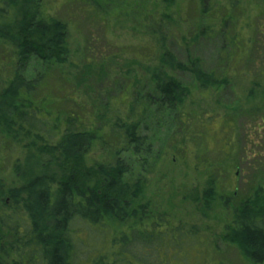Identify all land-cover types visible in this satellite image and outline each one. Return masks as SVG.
I'll list each match as a JSON object with an SVG mask.
<instances>
[{
	"label": "trees",
	"instance_id": "1",
	"mask_svg": "<svg viewBox=\"0 0 264 264\" xmlns=\"http://www.w3.org/2000/svg\"><path fill=\"white\" fill-rule=\"evenodd\" d=\"M78 1L105 33L110 1ZM176 1L163 0L165 9L169 12ZM42 3L0 0V65H8L7 77L0 78V264H171L168 253L172 252L188 261L196 253L195 264H210L199 250L204 245L199 232L175 225L167 213L153 218L150 205L144 203L146 175L153 169L147 161L153 148L144 126L153 117L158 126L178 127L192 142L198 134L196 126L208 135L213 117L182 112L191 91L172 74H191L203 94L231 82L205 72L199 59L178 61L165 47L159 30L160 49L150 48L149 43L142 49L144 60L150 62L152 56L155 62L143 66L131 85L123 84L129 77L124 79L118 87L124 91L113 102L110 99L104 111L88 113L75 105L62 112L57 94L66 85L51 87L58 82L51 72L61 69L70 55L68 24L46 13ZM208 12V7L202 9L203 14ZM161 19V27L173 25L169 13ZM207 34L202 29L195 39ZM86 54L94 59L96 51L88 47ZM33 60L42 64V73L28 79L25 74ZM90 66L81 76L102 74ZM55 72L66 80L63 72ZM228 118L224 122L233 127ZM182 144L198 168L200 155L191 156L185 139ZM97 146L108 150V160L89 167L86 160ZM220 152L222 164H208L212 173L203 203L211 209L223 202L229 212L222 242L245 263L264 264V161L253 165L254 180L240 196L229 190L227 180H220L231 168L227 164L231 158ZM6 156L15 159L9 169L14 177L10 184L4 179ZM84 231L86 243L80 238ZM89 240L99 241L101 248L96 256L83 259L82 252L91 247Z\"/></svg>",
	"mask_w": 264,
	"mask_h": 264
},
{
	"label": "rangeland",
	"instance_id": "2",
	"mask_svg": "<svg viewBox=\"0 0 264 264\" xmlns=\"http://www.w3.org/2000/svg\"><path fill=\"white\" fill-rule=\"evenodd\" d=\"M109 1L106 7L108 30L104 33V29L97 28L96 20L88 15V9L81 1L43 0L42 7L46 13L68 24L70 55L61 69L51 72L58 80L52 82L51 87L57 88L63 82L67 87L64 86L65 90L57 94L61 111H69L75 105L88 113L104 111L110 99L113 102L124 91L123 87L118 88L124 79L129 77V81L123 84L131 85L135 76L142 74L143 66L155 62L152 56L150 62L144 60L142 49L144 43H149L150 48L160 49L159 30L164 35L165 47L178 61L188 63L190 59H199L205 72L227 78L230 85L203 94L191 74H172L191 91L182 112L204 114V119L213 117L207 126L213 130L207 135L196 126L198 134L192 142L187 133V138L183 137L178 127L165 128L158 126L155 118L148 119L144 135L153 148L147 159L153 169L146 175L148 189L144 203L150 205L153 218L158 213H167L175 225H182L188 232H199L204 245H197L210 264H247L233 247L222 242L229 211L220 200L221 205L206 209L203 192L211 178L209 173H212L208 164L212 161L222 164L224 157L220 151L226 158H231L227 163L231 168L220 180H227L229 190L240 196L246 193L254 180L256 171L253 165L264 161V85L255 86L256 83L264 84V0H177L169 12L163 0ZM205 7L209 9L207 14L202 13ZM165 13H169L174 21L171 27H161V17ZM202 29H206L208 34L196 40ZM88 47L95 49L94 59L86 54ZM144 53L151 55L147 50ZM90 64L102 74L81 76L84 71H89ZM7 66L0 65V78L1 75L2 78L7 77ZM55 71L63 72L66 80ZM103 71L106 77H102ZM41 73L42 64L33 60L25 76L32 79ZM73 90L75 93L71 95ZM107 91H111L108 97L105 95ZM73 99L76 103L71 102ZM228 115L233 120V127L231 123L224 122L225 118L229 119ZM184 139L186 144L190 143L187 146L191 156L194 157V152L196 156L200 155L198 168L187 155L188 150L182 144ZM254 151L262 153V160L256 163H253ZM108 156L106 148L97 146L86 163L89 167H96L107 161ZM14 161L7 156L3 161L4 179L8 184L14 178L12 170H9ZM3 212L8 213V210ZM80 238L86 243L87 233L84 231ZM89 242L91 247L84 249L83 259L96 256L101 248L99 241ZM172 253H168L171 264H195L198 257L195 253L188 261L184 255L178 257L179 253L177 256Z\"/></svg>",
	"mask_w": 264,
	"mask_h": 264
},
{
	"label": "flooded vegetation",
	"instance_id": "3",
	"mask_svg": "<svg viewBox=\"0 0 264 264\" xmlns=\"http://www.w3.org/2000/svg\"><path fill=\"white\" fill-rule=\"evenodd\" d=\"M252 153H253L252 154L253 158L255 157L253 163H256V162H259L260 160H262L261 159L262 153H259L258 151H254Z\"/></svg>",
	"mask_w": 264,
	"mask_h": 264
}]
</instances>
